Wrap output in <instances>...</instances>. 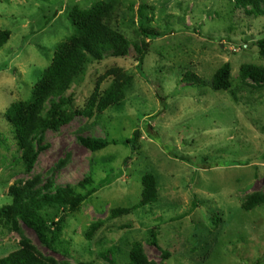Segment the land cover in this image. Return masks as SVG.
I'll use <instances>...</instances> for the list:
<instances>
[{
	"label": "rangeland",
	"instance_id": "rangeland-1",
	"mask_svg": "<svg viewBox=\"0 0 264 264\" xmlns=\"http://www.w3.org/2000/svg\"><path fill=\"white\" fill-rule=\"evenodd\" d=\"M97 2L113 6L108 26L126 38L129 54L91 61L82 81L69 84L59 116L67 121L39 133L44 148L25 174L5 113L30 101L57 46L74 32L72 9ZM140 26L165 34L149 43L141 72L136 58L148 39ZM0 33L8 34L0 45V209L11 205V189L31 180L87 195L67 211L56 252L20 219L19 231L0 221V259L24 240L65 264H131L135 244L150 264H264V84L241 73L247 65L264 68L256 46L264 16L234 0H0ZM224 64L230 87L216 91L213 78ZM121 84L118 102L102 112L91 107L94 93ZM137 129L133 147L126 141ZM78 137L111 144L89 152ZM146 175L154 177L156 198L141 205ZM86 178L91 183L79 186ZM255 198L259 204L245 206Z\"/></svg>",
	"mask_w": 264,
	"mask_h": 264
},
{
	"label": "trees",
	"instance_id": "trees-1",
	"mask_svg": "<svg viewBox=\"0 0 264 264\" xmlns=\"http://www.w3.org/2000/svg\"><path fill=\"white\" fill-rule=\"evenodd\" d=\"M234 3L236 8L248 14L264 16V0H234ZM113 10L111 4L104 2H97L89 10L74 7L69 16L74 32L66 41L57 46L52 63L35 85L30 101L27 104H15L5 113L8 122L15 130L18 146L23 151L25 174L31 173L39 153L44 148L41 146V138H38L39 133L47 129L58 131L60 126L67 121V119H59V116L62 107L69 103L68 99L62 97V93L67 90L69 84L78 80L82 81V74L84 75L89 62L100 61L105 55L123 59L129 54V42L119 31L108 26ZM139 20H141L140 16ZM139 30L148 39V43L143 45L136 58L137 69L141 72L149 43L165 34L153 30L148 31L142 26ZM7 36V33H0V45L5 43ZM256 46L264 60V37L256 42ZM230 72L229 64H224L216 72L213 78V88L216 91L229 89ZM241 73L244 78L255 84H264V68L247 65L241 69ZM124 87L126 85L121 84L114 91L94 93L91 107L102 112L121 99ZM49 98H51L50 108L43 119L41 117L42 105ZM55 98L59 100L55 101ZM141 132V130H135L132 138L126 142L132 143L134 147L142 136ZM34 141H36V148L33 146ZM77 141L89 152L101 151L111 144L105 139L88 137H78ZM90 183L91 180L86 178L79 186ZM143 187L144 197L141 205L154 202L156 198L155 180L152 175H146L143 178ZM9 194L12 203L0 209V221H5L6 226H10V230L19 231L16 219H20L25 227L33 231L38 242L52 252L59 251L57 241L64 228L67 211H76L87 198V195L76 193L70 185L54 187L50 180H46L42 185H39L38 180L28 181L23 187L11 189ZM260 201L255 198L245 206L248 205L251 208ZM150 242L161 250L154 236ZM162 253V256H167V253ZM103 256L107 259V255L103 254ZM130 262L131 264H150L142 256L139 244L133 246ZM0 264L65 263L42 258L28 242L23 240L17 250L0 259Z\"/></svg>",
	"mask_w": 264,
	"mask_h": 264
}]
</instances>
